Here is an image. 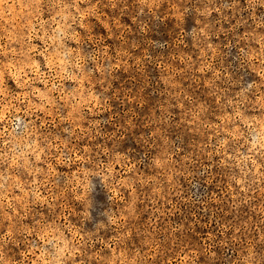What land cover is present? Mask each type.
Here are the masks:
<instances>
[{"label":"rangeland","instance_id":"obj_1","mask_svg":"<svg viewBox=\"0 0 264 264\" xmlns=\"http://www.w3.org/2000/svg\"><path fill=\"white\" fill-rule=\"evenodd\" d=\"M0 264H264V0H0Z\"/></svg>","mask_w":264,"mask_h":264}]
</instances>
